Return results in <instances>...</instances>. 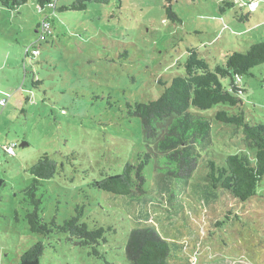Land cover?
I'll use <instances>...</instances> for the list:
<instances>
[{"label":"rangeland","instance_id":"obj_1","mask_svg":"<svg viewBox=\"0 0 264 264\" xmlns=\"http://www.w3.org/2000/svg\"><path fill=\"white\" fill-rule=\"evenodd\" d=\"M77 1L57 4L68 7ZM244 2L92 1L86 11L63 13L41 11L37 0L13 12L0 3V264H19L40 241L56 247L40 264H129V233L146 227H155L174 244L169 264H264V179L248 203L213 190L206 179L212 159L221 166L239 153L254 162L255 150L245 143L242 129L215 116L222 109L243 111L248 121L264 124V65L235 80L244 90L239 107L200 111L213 119V142L204 148L191 181L165 180L148 167V195L142 201L100 196L91 187L101 174H120L129 160L138 165L136 155L151 142L141 121L128 115L127 105L159 99L175 77L185 75L190 49L214 67L264 41V0L256 13L243 8ZM169 6L173 19L166 12ZM240 15L248 20L240 21ZM44 20L51 33L39 43L37 27ZM33 46L40 55L27 57ZM34 80L41 84L33 86ZM223 83L228 87L230 80ZM12 144L15 155L7 151ZM44 154L57 161L61 176L42 181L37 195L44 218L62 223L84 200L93 211L102 201L103 225L115 230L108 231L101 247L105 260L94 259L65 236L47 242L30 232L23 191L33 183L31 169Z\"/></svg>","mask_w":264,"mask_h":264},{"label":"trees","instance_id":"obj_2","mask_svg":"<svg viewBox=\"0 0 264 264\" xmlns=\"http://www.w3.org/2000/svg\"><path fill=\"white\" fill-rule=\"evenodd\" d=\"M92 1L109 3L110 0H79L68 7H58V0H37V4L41 11L48 9L63 13L86 11L87 3ZM0 3L13 12L25 5L27 0H0ZM248 3L244 2L242 7L247 6L250 13H256L259 3L256 2L255 11L250 10ZM50 4H54V7H49ZM224 4L233 6L229 2ZM166 12L170 19L175 18L171 6ZM238 18L240 21L248 20V16L244 15ZM40 26L41 23L37 33ZM188 53L185 75L175 77L159 99L147 104L128 103V115L141 121L145 140L151 143L146 152L136 155L137 166L129 160L120 174H101L102 179L93 180L91 187L100 192V196L110 194L131 201H142L148 195L146 187L150 179L145 173L148 167L165 180L180 184L191 181L203 152L213 142V119L204 117L200 111L211 110L218 105L232 109L239 107L242 102L240 93L244 90L238 87L235 80L264 65V41L253 44L246 52L232 53L225 65L214 67L200 58L198 51L190 49ZM27 57L37 56L29 54ZM225 80H230L228 87L223 83ZM40 84L39 80L33 82L35 87ZM215 119L242 129L245 143L255 150V158L253 162L247 155L237 153L229 155L221 166L212 159L208 163L207 182L213 190L223 191L235 200L248 203L257 197L264 179V124L248 121L243 111L232 114L225 109L219 110ZM60 167L63 168V164ZM59 170L57 161L48 154H44L31 169L33 183L23 191V202L29 207L25 220L30 232L43 237L47 242L54 236L59 239L65 236L72 245L88 249L89 256L105 260L101 247L108 242V231L115 230L103 225L105 212L100 211L104 209L102 201L98 202L93 211L88 210L89 200H84L76 205L71 217L62 223L44 218L42 200L37 194L43 186L42 181L55 179L60 174ZM2 186L3 182L0 181V188ZM51 248L56 249L51 243L47 245L44 241L37 242L22 255L19 264H40ZM173 252L174 244L164 239L155 227L131 230L125 247L129 264H169Z\"/></svg>","mask_w":264,"mask_h":264},{"label":"built area","instance_id":"obj_3","mask_svg":"<svg viewBox=\"0 0 264 264\" xmlns=\"http://www.w3.org/2000/svg\"><path fill=\"white\" fill-rule=\"evenodd\" d=\"M248 1H249L248 6H249L250 10L255 11L257 8V3H256L257 1L256 0H248ZM49 7H51V8L54 7V4H50ZM50 33H51V25L48 21L44 20L41 23V26H40L39 31H38L39 43L46 41L47 38L50 36ZM37 47L38 46H33L31 49H28L26 52L27 55L31 54L32 56H39L40 50ZM0 104L3 105L4 101H1ZM15 148H16V144L10 145L7 148L8 153L10 155H15V150H14Z\"/></svg>","mask_w":264,"mask_h":264},{"label":"crops","instance_id":"obj_4","mask_svg":"<svg viewBox=\"0 0 264 264\" xmlns=\"http://www.w3.org/2000/svg\"><path fill=\"white\" fill-rule=\"evenodd\" d=\"M259 2H260V0L257 1V3H259Z\"/></svg>","mask_w":264,"mask_h":264}]
</instances>
